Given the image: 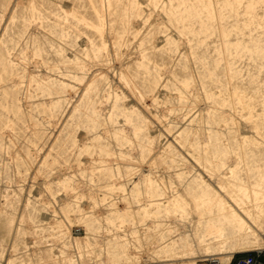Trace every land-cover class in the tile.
Returning <instances> with one entry per match:
<instances>
[{"label":"rangeland","instance_id":"374dc122","mask_svg":"<svg viewBox=\"0 0 264 264\" xmlns=\"http://www.w3.org/2000/svg\"><path fill=\"white\" fill-rule=\"evenodd\" d=\"M255 250L264 0H0V264Z\"/></svg>","mask_w":264,"mask_h":264},{"label":"built area","instance_id":"2783aa9c","mask_svg":"<svg viewBox=\"0 0 264 264\" xmlns=\"http://www.w3.org/2000/svg\"><path fill=\"white\" fill-rule=\"evenodd\" d=\"M206 264H264V253L255 250L240 254H233L229 260H220L218 257L206 259Z\"/></svg>","mask_w":264,"mask_h":264},{"label":"bare ground","instance_id":"6f19581e","mask_svg":"<svg viewBox=\"0 0 264 264\" xmlns=\"http://www.w3.org/2000/svg\"><path fill=\"white\" fill-rule=\"evenodd\" d=\"M215 233H217L218 235H219V234H223L222 230H221V229H218V228L215 229ZM255 249H258V248L256 247ZM247 250H249V249H242L241 251H247ZM215 257H218L220 260H226V259H222V258L219 257V256H215ZM228 260H229V259H228Z\"/></svg>","mask_w":264,"mask_h":264}]
</instances>
